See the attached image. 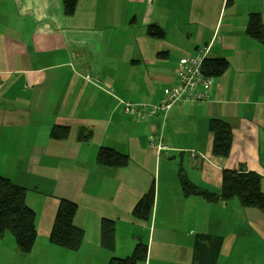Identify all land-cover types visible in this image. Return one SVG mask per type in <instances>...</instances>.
<instances>
[{
	"label": "crops",
	"instance_id": "0c3cea01",
	"mask_svg": "<svg viewBox=\"0 0 264 264\" xmlns=\"http://www.w3.org/2000/svg\"><path fill=\"white\" fill-rule=\"evenodd\" d=\"M253 13L264 22V0H78L72 16L63 0H0V176L28 188L37 229L29 254L7 233L0 264H109L139 243V264H192L200 233L223 238L217 264H264V213L237 198H185L179 177L183 169L220 192L225 170L254 171L264 191V45L247 33ZM199 48L229 63L205 100L176 103L164 126L160 116L126 113L127 102H163L180 60ZM212 118L233 130L225 155L213 151ZM55 126L69 127L68 137H52ZM151 138L173 150L151 148ZM102 147L129 164L100 165ZM153 183L145 222L132 211ZM61 199L78 205L76 251L50 242ZM104 219L115 224L114 251L101 245Z\"/></svg>",
	"mask_w": 264,
	"mask_h": 264
},
{
	"label": "trees",
	"instance_id": "16d2710c",
	"mask_svg": "<svg viewBox=\"0 0 264 264\" xmlns=\"http://www.w3.org/2000/svg\"><path fill=\"white\" fill-rule=\"evenodd\" d=\"M63 3L67 16L76 13L78 0H63ZM149 31L156 37H162L164 34V31L157 25H150ZM247 33L264 45V22L259 13L250 15ZM228 67L229 63L225 59L206 58L202 69L205 75L216 78L222 76ZM87 75H82L85 81L108 91L109 88L103 87L98 77L92 74ZM209 129L214 135V153L225 155L233 142V130L230 124L222 119L212 118ZM68 133L69 127L55 126L52 130V137L64 139L68 137ZM129 161L127 154L109 147H102L97 154V162L103 166L125 167ZM179 177L185 198L202 196L210 203L237 198L245 207H253L264 213V191L261 187V175L257 172L225 170L220 192L197 187L188 179L183 169L179 170ZM27 193L28 188L0 176V240L10 233L18 249L25 254L31 253L37 240L36 215L27 203ZM155 196L156 190L153 183L135 205L132 211L133 216L149 222L152 218ZM77 210L78 205L75 202L61 199L50 234L51 243L68 250L80 249L84 240V231L75 225ZM222 243L223 238L220 236L206 233L196 235L192 264H217ZM101 245L109 251L115 250V224L109 219H104L102 223ZM146 257L147 245L139 243L132 254L125 258H114L109 264H139L144 262Z\"/></svg>",
	"mask_w": 264,
	"mask_h": 264
},
{
	"label": "built area",
	"instance_id": "2783aa9c",
	"mask_svg": "<svg viewBox=\"0 0 264 264\" xmlns=\"http://www.w3.org/2000/svg\"><path fill=\"white\" fill-rule=\"evenodd\" d=\"M207 57L208 49L199 48L195 54L182 58L179 67V79L176 84L165 90L163 102L159 104L127 102L126 113L139 120L160 116L164 126L170 109L176 103L205 100L208 97L207 90L215 79V77L207 76L203 72L202 66ZM151 145H155L159 152L170 153L173 150L162 139L156 143L151 138Z\"/></svg>",
	"mask_w": 264,
	"mask_h": 264
},
{
	"label": "rangeland",
	"instance_id": "374dc122",
	"mask_svg": "<svg viewBox=\"0 0 264 264\" xmlns=\"http://www.w3.org/2000/svg\"><path fill=\"white\" fill-rule=\"evenodd\" d=\"M150 147H151V148H155V149L158 151V148H157L155 145H151V144H150Z\"/></svg>",
	"mask_w": 264,
	"mask_h": 264
}]
</instances>
